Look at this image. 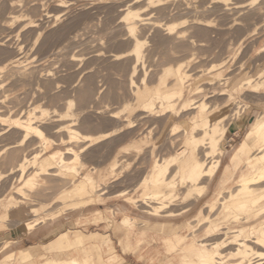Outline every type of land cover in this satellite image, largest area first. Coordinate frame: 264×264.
<instances>
[{
  "label": "bare ground",
  "instance_id": "1",
  "mask_svg": "<svg viewBox=\"0 0 264 264\" xmlns=\"http://www.w3.org/2000/svg\"><path fill=\"white\" fill-rule=\"evenodd\" d=\"M60 1L64 4L57 6L66 8L68 3L65 2L69 1ZM112 1L114 2L109 3L110 8L115 7L116 16L118 15L115 25L120 28L114 26L124 31L120 35L115 33V36H119L116 37L117 41L126 43L128 48L110 53L107 58L117 64L126 59L128 72L121 71L128 74L122 76L120 72L121 77L105 73L101 75L97 73L98 70L91 71L92 67L87 70L90 62L86 57L84 59L87 62L76 54L69 55L64 52L69 49L65 47L67 43H61L62 47L55 46L52 53L56 56L65 53L62 54V61L59 59L62 62L61 65L58 64L61 67L59 69L56 66L50 67L53 62H56L54 65L59 62L55 57L52 56L53 62L47 61L49 65L41 63L39 61L42 57L36 56L37 51L31 53L33 51L29 48L30 45H27V48L26 44L22 43L24 40L11 43L5 36L0 35V157L12 149L8 158L5 157L10 162L20 151L22 153L15 164L9 167L6 165L9 168L6 170L8 173L0 171L1 186V181H6L8 174L18 172L15 175L17 184L12 183L6 194V190L0 186V190L5 194L0 195V206L3 207L1 217H7L0 219V223L7 219L16 221L17 225L23 223L28 233L35 229L39 222L37 219L43 215V211L49 210V219L54 220L61 215L54 214L59 208H62L63 214V211L69 208L74 209L82 203L96 201L106 192L104 178L107 172L97 162L94 164L88 161L100 155L90 149L91 145L128 129L119 133L113 140L116 141L114 144L118 142L122 145L123 142L119 141L125 140L126 145L135 135L134 126L140 124L142 128L145 126L144 130L140 129L141 139L129 141L119 152H126V155L132 149L141 151L150 142L145 152L152 157V162L140 185L144 193L150 194L151 200L154 201L137 199L136 202H140L138 207L145 215L166 219L163 223L154 225L158 253L165 255L162 264H264V109L253 112L255 114L250 118L245 134L228 155L229 162L222 166V143L231 121L234 120L238 127H241L246 118L245 110L250 104H254H249V95L247 98L244 96L248 101L240 98L244 101L242 103L236 98L245 91L251 92V95L264 92V62H254V68L250 65L253 70L244 72L245 62L241 61L242 58L234 62L238 49L233 51V47L230 48L233 46L231 38L233 39L234 34L232 33L231 38L228 36L229 39L223 38V35H228L230 30L234 31V45L237 44L238 47L249 39V42L254 41L255 37L252 36H255L259 27L264 26V0ZM10 2L13 5L10 4L8 14L0 16L2 32L7 31L8 23L12 22L18 23L16 29L22 31L25 28L34 29L37 23L36 18H32L33 14L23 18L21 11L17 13L18 10H14V6H17L13 3L14 0ZM29 8L26 9L27 12H35ZM3 12H6L5 9ZM46 14L48 17L52 16L48 12ZM63 25L65 28L66 25ZM63 28L60 29L64 30ZM38 30L41 31L39 27ZM107 30L110 31L108 28ZM10 31L12 34L14 29ZM19 31L16 34L20 35ZM61 31L60 34H63ZM147 32L150 34V45L147 44ZM36 34L35 41L41 36V32ZM52 35L48 34L51 38ZM110 37L113 40V36ZM219 37L226 39L223 41L231 40L229 48V44L226 48L224 43L227 51L221 48L224 53L219 47ZM20 38H16V41ZM60 38L62 40V37ZM258 40L257 37L255 41ZM217 41L220 42L218 45ZM145 44L151 46H148L149 50ZM41 46L45 47L46 44L42 42L38 48ZM215 46L219 47L218 51L216 50L217 57L220 50L221 54H226L218 57L215 64L208 65V57L203 60L199 50L203 47L205 50L200 51L204 55L203 51H206L207 56V52H211ZM247 46H250V43ZM145 48L147 53L144 52ZM263 49H258L256 54H260ZM99 52L95 53L94 59L103 56L104 53ZM245 52L247 51H244V54ZM146 55L149 59L151 55L152 58L158 55V60L160 59L153 71L150 68L152 59L147 64L149 68L146 67ZM242 55L243 53L241 57ZM200 59L203 60L202 63L206 61L204 64L209 66L206 72ZM82 60L85 61L84 65L77 70V61ZM103 60L104 58L102 62ZM197 61L204 69L196 72L194 70L197 66L193 64ZM121 64L123 63L118 65ZM114 65L113 68L117 66ZM192 65L194 67L189 69ZM230 66L231 71L225 74V70L228 71ZM137 75L140 76L139 80L135 78ZM109 97L117 103L116 110H105L106 105L110 108V105L114 104H108ZM255 97L256 100L259 99L258 96ZM104 101L107 103L105 106ZM100 102L104 109L100 107ZM256 102L263 103L264 107V100L261 103H258V100ZM58 104L60 109L56 108ZM100 118L113 122L111 129L107 128L110 131H99L100 128L97 129L99 132L89 128L83 129L85 126L89 127L87 125L93 119L102 121ZM92 124L94 126L93 122ZM5 137L15 139L3 144ZM99 149L96 148V151ZM120 156L111 162L110 172L114 170ZM6 166L4 164L3 167ZM122 220L125 223L132 221L133 226L146 225V221H135L127 215H124ZM130 232L135 235L138 243L141 242L138 234L143 235V230ZM62 238L55 235L49 239L46 253L41 257L37 255L39 258L36 262L35 255L33 257L28 249H20L18 252L12 250L7 257L12 264H84L86 254L89 255L95 250L86 246L85 252L77 245L76 239L68 243L66 236ZM72 249L75 252H72Z\"/></svg>",
  "mask_w": 264,
  "mask_h": 264
},
{
  "label": "rangeland",
  "instance_id": "2",
  "mask_svg": "<svg viewBox=\"0 0 264 264\" xmlns=\"http://www.w3.org/2000/svg\"><path fill=\"white\" fill-rule=\"evenodd\" d=\"M10 1H13V0H9V1L8 0H3V2H1V0H0V16L2 14L3 15H7L8 14V11L10 10L9 9L10 8V4H12V2H10ZM22 1H24V2H22ZM22 1L21 0L20 1L19 0H14L13 3L18 6V7L14 6V10L15 11L18 10V12L16 11L17 13H20L19 11H21V13L24 14L22 16L23 18H28V17H30L29 16L30 14H33V16L35 14L36 17L32 16V18L33 19L36 18L35 19V23H37V25H36V27L34 29H30L29 28V30H28L27 28H25V29H23L24 31H22L21 29H18V28L16 29V26L18 27V23L14 24L12 22L13 25H14L13 29H14L15 32L13 31L12 34H11L10 29L13 30L12 29L13 26H12V23H8V25H9V29L8 30L10 31L9 35L10 34L11 35L9 36L7 34V36H6V33H8L9 31L5 30L6 32L5 31L2 32L3 30H1V29H0V35L2 34V36H5V39H8L9 42L17 43V42H20V41L24 40L22 43L26 44V46L30 45L29 48H31V50L33 51L31 53H34L35 51H37V52H35V54L37 53L36 56L38 58L42 57V58H40V60L41 59L42 60L39 61V62L44 63V64H47L49 61L53 62V60H54L53 57H55L56 60L58 59L57 60V62H58L59 59L61 60L62 56L65 55V53H67L69 55L70 54H76V56L78 55L77 57H79V58L82 57L84 59V57H86V60L88 59L87 61L90 62L89 63L90 67L87 68V70L92 67L91 69H93V70L90 69L91 71L96 72L98 70L99 72H97V73H99L101 75L102 74L103 75H105V74L106 75L107 74H111L112 75L113 74V75H116V77H121L120 76V72H121L122 76L128 74V73H125V72L121 71V70H124V71L128 70L127 66H126L127 64H125V63H127L126 59L123 58L126 62L125 61L123 62L121 60L120 63H123V64L118 65V64H120L118 62L119 60L117 61L118 62V64H117L116 61L112 62L111 58H107V56L109 57L110 53L119 52V51L121 52V50H123V51L125 50L124 48H128V45L126 43H122L119 40L117 41V38H119V36H115V33L117 35L118 34L120 35L124 31H121L123 29H121V30L120 29H116V28L119 27V25L118 26L115 25L117 23V21H118V18H117L118 15L116 16L117 12H116V8L115 7L114 8L112 7L113 9L110 8V6H111L110 2H114V1H112V0H76V1L75 0H71V1L67 0L69 2H65V4L68 3V5L66 7L68 9H66L65 7L63 8V6H57L58 4H61V3L64 4V2H62V1L59 2V0H22ZM26 1H28V2L26 3ZM32 5H34V7H31ZM35 6H37V7H35ZM28 8H29L30 11L34 10L35 12H33V11H32V13L27 12L28 10H26V9H28ZM35 8H38V9H35ZM4 9H5L6 12H3ZM110 9H112V10L110 11ZM113 10L115 11V13H114ZM46 12H48L49 15L52 14V16L48 17ZM55 14H56V17L59 16L58 19L56 17H54ZM46 15H47V17H46ZM41 17H42V19H41ZM107 19L108 20L110 19V20L108 21ZM112 21H114V22H112ZM67 23H69V24H67ZM63 24L66 25L65 28L62 27ZM65 25H63V26H65ZM67 25H69L70 27L67 26ZM114 25L116 26V28H115ZM40 26H42V27H40ZM38 27L41 29V31L38 30ZM57 27H58V29H57ZM59 27L63 28L64 30L67 29V27H68L69 29H67V31L69 33L66 30H65L66 31L65 32L64 30L60 29ZM107 28L110 29V31L109 30L106 31ZM42 29L43 30L45 29V30L43 31ZM113 29H115L114 30L115 32L112 31ZM18 31L20 32V35L18 33L16 34V32H18ZM59 31H61V33L63 32V34H60ZM40 32H41V34H40L41 36H39L37 38V40L35 41V37H37L36 33H40ZM75 32H77V33H75ZM149 32H147V34H146L147 38L148 37L150 38ZM107 33H109V34L111 33L112 34V35L110 34V36H113V40H112V37L108 36L109 34H107ZM227 33H228V35L225 33L223 35L225 37H223V36L222 37L226 38V39H229L228 36H230V38H231L233 36V34H234L233 39L231 38V40H233V42H231V40L229 41V42H231V44L233 46L230 47L231 44L228 42V40L227 41H223V40H226V39H223V38H220V37L217 40L220 41L221 44H219L220 42L218 43V41H217L216 44L217 45L219 44L220 49L224 48V46H225L224 43H226V46H225L226 48H227V44H229L228 48L229 47L230 48L233 47L232 48L233 51L234 50L236 51L238 49L237 52L239 53L240 56L236 52V60L234 62H236L237 59L240 60L242 58L241 61L243 60L242 62H245V64H244L245 65V71L244 72H248L250 70L252 71L253 68H254V65L257 63V61H260L259 63L264 62V52H263L264 49L260 52V54H256L258 49L264 48V34H263L264 33V26L259 27L257 29V33L255 34V36H252L253 38L255 37V40L258 37V39H259L258 41H255V40L252 41L251 40V42H253V44H252L251 42H249L250 41V39H249L248 41L244 42L245 44L243 43V45L241 44L242 46L240 45L239 47L236 46L237 44L234 45L236 33H234V31L232 32L231 30L229 32H227ZM48 34L50 36L52 34H54V35H52V38H51L50 36H48ZM59 34H60V37H62V40L59 37ZM61 35H64L66 37L61 36ZM15 36H17L16 38H20L22 36L24 39L21 37L22 39L20 38V39H17V41H16ZM44 36H45V38H44ZM46 36H47V39H46ZM55 36H58L59 38L55 37ZM70 36H72V37L70 38ZM114 36H115V38L117 37L116 40H115ZM63 37H64V39H63ZM73 37H75V38L73 39ZM42 38H44V40ZM89 38H91V39H89ZM149 38L147 39V44L150 45L151 42H150ZM51 39H52V41H51ZM83 39H84V41H83ZM32 40H33V42H32ZM41 40H42L43 43L46 44V46L45 47L41 46V48H40L41 50H40L38 47H40V45L42 43ZM45 40H47V41H45ZM34 42H36V43H34ZM82 42H84V43H82ZM113 42H115V43H113ZM248 42L250 43V46H247V44L249 45ZM61 43L62 44L63 43L64 44L65 43L69 44L70 46L67 45V44L65 45V47H67V48L69 47V49L64 48V50L67 49V51L66 50L65 51L62 50L65 53H61L59 55L60 57L58 55L56 56V54H52L53 51H54L55 46L60 47L62 45ZM120 43H122V44H120ZM222 43L224 45H222ZM125 44H126L127 47L124 46ZM147 44H145L146 45L145 47L147 48V50H149L148 49L149 45L147 46ZM206 46L207 45H205V47H204L205 49H206ZM150 47L151 46H149V48ZM216 47H217V49H216ZM219 47L215 46L214 47L215 49L213 48V50L211 52H207V56H206V51H203V52H205V55L202 53V51H200V50H203L204 48L203 47H202V49L200 48V50H199V52H201L200 57L201 58L203 57L202 58L203 60L208 57V59H206V61L207 60L209 61L211 59L210 60L211 62L210 61L209 62L208 61L207 62L204 61L202 63L203 60L200 59V61L202 60L201 61L202 64L199 61L194 63L193 65L197 66V68L194 71L197 72V70L200 71V70H203L205 68L204 72H206V70L209 68L208 65H210V63L215 64L216 61L219 59L218 57H221V55L224 56L226 53L224 55L221 54V53L222 52L224 53L225 51H227V50H225L226 48H224L225 51H223L221 49L222 52L220 50V52H218V54H220V55L217 57L216 54H217V51H218ZM27 48H28V46H27ZM49 48H50V50H48ZM146 48H145V51H144L145 53H147ZM97 49L99 51H102L101 53H104V54H103V56L100 55L99 59L98 58L94 59L95 58V53H100L99 51H97ZM239 49H241V50H239ZM110 50H111V52H110ZM229 50H231V49H229ZM244 51H247V52H245L246 56L244 54ZM78 53L79 54L80 53L84 54V56L81 55V54L79 55ZM92 53H94V54H92ZM208 53H211V54L209 55ZM241 53H243L242 57H241ZM261 53H263L262 56H261ZM62 54H64V55H62ZM91 54H92V56H90ZM155 56H153V58H152V55L150 56V59L153 60V61L150 62L151 65L155 62L152 65V67L150 65V68L152 69V71H153V69H155V67L157 68V65H158L157 61L160 60V59L158 60V58H159L158 55H155ZM243 56L245 58H248V59H245ZM51 57H52V60H51ZM102 57L104 58L103 62H102V59H103ZM156 58H157V60H156ZM147 59H148V61H147ZM150 59H149L148 56L145 59L146 67L148 66V68H149V65H147V64L149 63ZM84 60H82L81 62L77 61V64H76L77 70H80L83 67L84 62L86 61V60L85 61ZM246 60H248V61H246ZM61 61H59L56 65H54V63H56V62H53V65H51L50 67H55L56 66V68H59L60 67L59 65H61V63H62ZM52 62H51V64H52ZM205 62H206V64H208L207 65L208 67L206 66V64H204ZM234 62L231 63L232 68H233V63ZM254 62H255V64H254ZM248 63H249V65H248ZM251 63H253V64H251ZM49 64L50 63H48V65ZM199 64H201V65L204 64L205 67L204 66H203L204 68L200 67L201 65H199ZM113 65L114 66L117 65V66L113 68L112 67ZM122 65L125 68L124 67H119V66H122ZM193 65L189 69L194 67ZM198 65H199V67H198ZM250 65L253 68H250L251 67ZM231 66H230L228 71L225 70V72H224L225 74L228 73L229 71H231V69H232ZM120 68H122V69H120ZM116 69H118V70H116ZM148 70H149V72H152L150 69H148ZM243 70H244V67H243ZM126 72H128V71H126ZM114 73H116V74H114ZM138 76L139 75L135 76V78H137V79L140 78V76L139 77ZM242 93L236 98L237 101H241V103H242L244 101H248V99L250 98V101H248L249 104L250 103H254V104H250V106L245 110L246 113L244 112V114L246 115L245 122H244L245 125L243 124L241 127H238V125L234 122V120L231 121V124L229 125V127H228V129L226 131L225 139H224V141L222 143V147L224 148V154L222 156V158H223L222 159V166H225L229 162L228 155H230V153L233 151V149L236 146V144L241 140L242 136L245 134V131L248 128V125H249V121L251 120L250 118H252L253 115L255 113H257L258 111H261V110L264 109V107L262 105L263 103L262 104H257V102H256L257 100H258V103L263 102V100H264V92L263 93H258V95H256L257 93H255V95H254V93H252V95H251V92H249L250 93L249 94L248 91H247L248 94L246 93V91L242 92ZM245 93H246V95H245ZM247 95H249L248 99H246ZM244 96H246V98ZM253 96H254V98H253ZM255 96H258L257 98H259V99L256 100ZM251 97H252V101H251ZM109 98H108V100H110V102L108 100H106V102L107 103L109 102L108 104L114 103L113 104L114 106L111 104L110 108L109 107L107 108L108 105H106L107 103L104 101L105 103L103 102V106L106 105L105 107L107 108V109L105 108V110H107V111H110V109L111 110L112 109L116 110V107L118 108V105H116L117 103L114 102L115 100L112 99L111 97H109ZM240 98H242V99L244 98V101L242 99H240ZM105 99L103 98V100H105ZM253 99H255L256 101L253 100ZM259 100H261V101H259ZM236 103H235V105H238ZM51 105L53 106L54 104H51ZM61 105L62 104H60V106ZM54 107H55V105H54ZM100 107L102 109H104L102 107V103L100 104ZM56 108H59V104H58V107H56ZM253 112H255V113H253ZM100 119H102V121H104V118H100ZM94 120H96L97 122L95 123ZM106 120L107 119L105 118L104 122H102L101 120H99V122H98L97 119H93L92 122L94 123V126H93V124L91 122V123H89L87 125L89 127L85 126L83 129L84 130H86L87 128H89L90 130L93 129V130H95L94 132H99L101 129H102L101 131H105V130L106 131L107 130L110 131V129L112 127L111 125L113 124V122L111 123L109 119L107 121ZM101 122H102V124L100 126ZM138 125H140V124H137L136 126L138 127ZM141 126L142 125H140V127H138V128L134 126L133 129H135V130H133V131H135L134 134L137 135V136L135 137V135H133V137L130 138L131 140L129 139L128 141L126 139V141H127L126 145H128L129 141H135V140H140L141 139L140 138V137H142L141 130H144V127H145L144 126L142 128ZM98 128H100L99 131L97 130ZM107 128H110V129H107ZM136 128H137V130H136ZM130 129H132V128H130ZM127 130L128 129H124L123 131H121L119 133H124ZM138 131H140V132H138ZM235 131L238 132V137L234 138V139H231L232 133L235 132ZM118 134H115V136L113 135L112 136L113 139L111 138V136H109L112 141L110 140V138H108V139L103 138V140H101V142L97 141V143H94L95 145L92 144L91 148H90L91 150H93V151H95L97 153L99 152L98 154H100V155H99V157L98 156L96 157L97 161L93 157L90 158V160L88 159V161L90 163H94V164H96V162H97V164H99L100 167L104 168L106 170V172H107L105 174V178H104V187L106 189L105 194L102 195L101 197L97 198L96 201H90V202L82 203L77 208L74 207V209L69 208V209L63 211V214H62V208H59L58 209L59 211L57 210V213H54L55 215L56 214L58 215L59 213L61 214V215L59 214L60 217H58V219L57 218H55L54 220L53 219H49L51 217V215L49 214L50 213L49 210L46 211V212H48L47 214H45L46 213L45 211L41 212V214H43V215L40 216V214H39L40 217H38V219H37L39 221V222L37 221L38 222L37 225H36L37 227L35 226L34 227L35 229H33V231H32L33 233H35L34 236H33V233L31 231H28V233H27V230L24 228L25 225L23 223L21 225H17L16 221H13V220L8 221V219H7V220L3 221L2 223H0V247H1L0 248L1 249L0 250V264H12L9 261L8 257H7L8 253L10 251H12V250L15 251V252H18L20 249H28L32 253L33 257L35 255V259L33 258L34 261L35 262L38 261L37 258L41 257V255L46 253V247L48 246V243L50 242L49 239H51L55 235H57L58 237H61V238L63 236H66V240L68 241V243L71 242L73 239H76L78 241L77 245H79L80 249L83 250V251H85V247L86 246H89L90 242L93 243V242H95L94 240H96L97 243H99V246L101 244V246H103L104 248H108L109 250L113 251L112 258H114V260H121L122 258H124V259L128 260L131 264H138L137 262H140V264H152V263H154L153 259L155 258V256H153V259H152V256L147 255L149 252H152L155 255V253L157 251V244H156V241H155L154 225L158 224V223H163V221H165L166 219H164V218L155 219V218H153L151 216H150L151 217L150 218L149 216L145 215V213H143L141 211V208L138 207V204H140V202H138V201L136 202L137 199H141V201H143V200H146V201L147 200H151L150 194L144 193L143 188L140 185V182L142 181V177L145 176V174H147L146 173L147 169L149 168V166H150V164L152 162V157H150L148 155V153L145 152V151H147L148 147L150 146L149 145L150 142H148L146 144V146L143 147V149L141 151H137L136 152V150L134 151V149H132L130 151H132L133 154H132V152L129 151L125 155L124 153H126V152H124V153L119 152V150H121V147L126 146L124 144V143H126L125 140L124 141H119V142H123V145H122V143H118V142L115 143V144L113 143V142H116V141H113V140ZM138 134H140V135H138ZM6 139L7 138L5 137V139H3V141H2V143L3 142L7 143L8 140L9 141H13L15 138L12 137L11 139H7V140ZM0 140H1V137H0ZM104 140H105V142H104ZM107 140H109V141H107ZM98 142H100V143H98ZM5 143H3V144H5ZM108 143L109 144L111 143V145H109ZM98 144H100V145H98ZM96 145H98L100 147L103 145L102 146L103 149L99 147L101 149V151H100V149L98 148V146L96 147ZM115 145H116V147H115ZM1 146H2V144L0 143V148H1ZM96 148L99 149V150L96 151ZM115 148H116V150H115ZM113 149H114V152H113ZM10 150H12V149H10ZM10 150H7L6 151L7 154L4 153L0 157V164L1 165L3 164L2 166L0 165L1 166L0 171H3L4 173H5L6 170L8 171V169H9L8 167L11 164H15L17 162V160L19 159L18 158L19 154L20 155L22 154L21 151H20V153H18V155L14 158V160L9 162V160L5 159V157L8 158V156L10 154ZM112 152H113V154H112ZM128 153H129V155H128ZM134 153H135V155H134ZM120 154H121V156H120ZM123 154L125 155L124 157L122 156ZM144 154H146V155H144ZM131 155L134 156V157H132ZM147 155L149 157H147ZM118 156H120V158L117 161V164L115 165L114 170L112 172H110L109 169H110L111 162L114 160V158L118 159ZM142 156H144V157H142ZM225 156H226V159H225ZM19 157H21V156H19ZM129 157H131V158H129ZM98 158H99V160H98ZM127 158H129V159H127ZM124 160H126V161H124ZM4 164H5V166L7 165L8 167L7 166L3 167ZM7 171H6V173H8ZM17 173L18 172L16 171V174ZM16 174L15 173L14 174H8V176L5 177V178H7L6 181H3V180L1 181V184H3V185L2 186L0 185V186H1L2 189L4 188V191L6 190L4 192L5 194L9 190L8 188H9V186L12 185V183L14 185L17 184L16 182H18V181H17V178H16L17 176H15ZM15 179H16V181H14ZM4 182L7 184V186H4L5 185ZM4 193H3V190H2L0 192V195L3 196V195H5ZM4 201H6V200H4ZM151 201H154V200H151ZM0 205L2 206V204H0ZM1 206H0V219L3 220V219H6L7 217H4V218L1 217L2 214H3L2 213V210H3L2 208L3 207H1ZM51 211H53V210H51ZM44 214L46 216H44ZM124 215H127V216L131 217V219H134L135 221H146V225H143V226L142 225H135V226H133L132 225L133 224L132 221H126V223H125V222H123L124 220H122ZM191 219H193V217ZM111 220H112V224H111ZM180 221L181 220H174V222H180ZM127 229H129L130 231H133L134 233L136 231H138V230H143L144 231L143 233L147 236L148 239H147V241L144 240L142 242V245H145V251H147L145 253H147L146 254L147 256H143L142 258H138L137 253H132L131 252L130 249H133V248L135 249L136 246H137L136 244L138 242H137V238L135 237V235H133L130 231H127ZM184 233H186V232H184ZM62 240H64V238H62ZM123 249H125V250H123ZM71 251L75 252V250L73 251V249ZM37 255L39 257H36ZM164 257H165V255L164 256L162 255L161 256V260L164 261L165 260ZM158 258H160V255H159ZM85 260H86L85 261L86 263H84V264H93L92 259L90 258V253H89V255L86 254V259ZM137 260H139V261H137ZM151 261H153V262L150 263ZM16 264H18V263H16ZM24 264H26V263H24Z\"/></svg>",
  "mask_w": 264,
  "mask_h": 264
},
{
  "label": "crops",
  "instance_id": "3",
  "mask_svg": "<svg viewBox=\"0 0 264 264\" xmlns=\"http://www.w3.org/2000/svg\"><path fill=\"white\" fill-rule=\"evenodd\" d=\"M238 137V132L235 131L232 133V137L231 139H234V138H237ZM144 236V237H143ZM138 237L141 238V242L137 243L136 245V248L134 249H130L132 253H137V256L138 258H142L143 256H152V259H153V256H155V258L153 259L154 260V263H152L153 261H151L150 263L152 264H162L164 261L161 260V256L164 254L163 253H158V249L154 255V253L152 252H149L148 254L145 253L147 251H145V245H142V242L144 240L147 241V236L146 235H140L138 234ZM95 242L89 244V247L95 250L91 251L90 253V258L92 259V262L94 264H131L128 260L122 258L121 260H114V258H112V255H113V251L109 250L108 248H104L103 246H99V243H97L96 240H94ZM125 250V249H123ZM112 252V253H111ZM147 254V255H146ZM160 255V258H158ZM139 261V260H137ZM138 264H140V262H137Z\"/></svg>",
  "mask_w": 264,
  "mask_h": 264
}]
</instances>
